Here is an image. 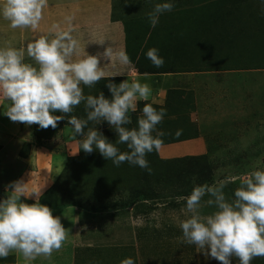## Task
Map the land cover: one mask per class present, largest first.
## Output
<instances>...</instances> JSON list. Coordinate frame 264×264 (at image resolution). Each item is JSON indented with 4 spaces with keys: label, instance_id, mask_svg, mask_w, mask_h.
Returning a JSON list of instances; mask_svg holds the SVG:
<instances>
[{
    "label": "clouds",
    "instance_id": "9594fccd",
    "mask_svg": "<svg viewBox=\"0 0 264 264\" xmlns=\"http://www.w3.org/2000/svg\"><path fill=\"white\" fill-rule=\"evenodd\" d=\"M261 2L264 5V0ZM47 7L48 0H4L0 17L12 29L36 31ZM174 7L171 2L155 4L147 14L150 25L156 27L160 15L171 12ZM66 20L67 30L59 24L51 26V39L43 35L27 43L26 48L13 47L10 42L0 47V97L9 102L3 114L12 122L55 129L58 122L83 102L87 118L73 115L67 119L72 138L82 137L80 149L88 154L98 150L117 167L127 162L151 174L146 156L154 150L159 152L163 145L161 137L165 133L158 131L157 126L167 115L166 109L157 111L146 103L137 127L130 129L127 127L132 123L130 113L137 111L138 101H148L152 94L148 83L131 79L117 84L109 80L106 87L111 93L110 99L102 91L98 96H86L81 85L93 88L108 76L105 67L100 66L101 58L110 60V65L114 62L128 65L131 60L125 51L113 47L89 55L73 35V17ZM26 56L34 63L25 62ZM146 56L155 67H163L165 61L159 49H149ZM56 112L63 115H54ZM89 122H107L118 139L110 142L97 128L88 127ZM182 131L177 130L175 136L178 138ZM117 145H126L128 150L121 151ZM230 182H233L231 177L213 185H196L190 195L179 198L186 201V209L182 211L190 214L179 225L181 240L202 249L206 258L219 264H233V257L239 264H251L254 258H264V170L242 175L231 201L224 192ZM7 189L6 198L0 201V259L15 252L23 257L25 264L40 257L50 260L53 252L59 251L67 240L68 231L60 217H55L47 205L40 203L39 193H32L35 203L22 202V197L32 195L26 194L27 184L23 181H14ZM206 195L211 197L206 204L216 209L209 215L200 211ZM120 264H135V261L128 257Z\"/></svg>",
    "mask_w": 264,
    "mask_h": 264
},
{
    "label": "crops",
    "instance_id": "0c3cea01",
    "mask_svg": "<svg viewBox=\"0 0 264 264\" xmlns=\"http://www.w3.org/2000/svg\"><path fill=\"white\" fill-rule=\"evenodd\" d=\"M164 2L174 3L175 7L171 12L160 15L158 24L153 28L147 14L155 4ZM260 2L261 0H212L210 5V0H147V6L153 4L147 13V10L143 13L142 1L140 12L131 14L127 11L129 14H124V11H119L121 0H48L39 28L36 31L11 29L13 38L9 42L13 47L26 48L27 43L40 36L51 35L49 29L53 24H59L67 30L66 18L73 17V35L80 40L89 55H97L108 47H113L125 51L130 57L131 63L128 65L115 62L110 65V60L101 58L100 66L105 67L108 73L102 81L139 79L141 83H148L152 88L151 96L162 97L148 101L156 106L157 111L166 109L167 115L176 110L183 111L185 116L182 127L188 122V127L196 128L191 131V135H185L183 131L179 139L174 137L171 143H178L185 148L191 143L192 155L206 156L209 148L203 143L212 138L213 128L225 125L234 136L249 116V110L244 105L239 106L237 100L244 91L243 86L251 82L248 80L249 75H262L260 81L252 82L253 85L264 83V67L256 66L257 63H264V51L261 52L262 58L258 60L264 47V32L260 31L264 26V17L258 9ZM2 21L0 32L4 33L9 23L6 25ZM237 32L240 34H236ZM7 40L0 36V47H4ZM101 42L103 44H99ZM135 48L139 52L133 56L129 51ZM151 48L159 49V55L165 61L163 67H151V61L147 62L144 50L147 53ZM25 62L34 63L27 56ZM245 75H248L246 79ZM168 91L169 94L176 95L170 101L168 98L166 100ZM197 92H203L204 95L207 93L209 101L201 103ZM211 96L218 97L219 100L213 103ZM242 98L245 99L246 96ZM139 103H142L143 108V101ZM8 105L9 102L0 97V201L6 198L7 186L14 181L27 184L26 194H44L46 188L53 186L48 177H52L54 167L58 168L56 160H62L65 165L70 158L78 157L81 150L80 147H75L70 155L64 153L66 150L54 151L51 145L56 141L55 138L43 140L48 145L42 146L43 142L40 144L35 132L36 125L12 122L3 114ZM169 121L171 135L181 130L180 124L176 123L178 119ZM173 125L179 129L175 130ZM77 139L72 143L78 147L82 137L77 136ZM183 156L186 155L180 154L177 157ZM216 157L211 156L209 159ZM21 199L28 204L36 202L35 194ZM47 206L55 217H60L62 225L68 231L67 240L59 251L53 252L50 260L40 257L28 264H69L70 258L65 253L74 259L79 254L76 244L88 239L90 232L84 231L85 226H79L80 214L74 211L75 206L71 209L65 207L67 210L64 213ZM68 225L73 230H68ZM75 229H79L81 235H73ZM96 230L98 229H92ZM0 264H25V261L22 256L13 252L6 259H0Z\"/></svg>",
    "mask_w": 264,
    "mask_h": 264
},
{
    "label": "rangeland",
    "instance_id": "374dc122",
    "mask_svg": "<svg viewBox=\"0 0 264 264\" xmlns=\"http://www.w3.org/2000/svg\"><path fill=\"white\" fill-rule=\"evenodd\" d=\"M142 1L143 13L145 10L147 13L153 6V4L147 6V0H121L122 6L120 4L119 11H124V14L127 11L131 14L140 12ZM3 2L4 0L1 3ZM211 2L212 0L210 5ZM115 4H117L116 1ZM262 8L264 5L260 2L258 9L264 17ZM3 21L5 24L9 23L4 19ZM11 29L8 25L4 33L0 32V36L8 39V42L13 38ZM260 31L264 32V26L260 28ZM49 38H52V34ZM262 49H260L258 60L262 58L261 52L264 51V47ZM144 51L146 55V49ZM129 52L136 56L139 49H130ZM149 65L154 66L150 63ZM256 66L264 67V63H257ZM247 76L245 75V79ZM260 77L262 75H249L248 80L251 82L243 86L244 91L237 99L239 103L236 100L239 106L244 105L249 110V116L242 122L239 131L233 136L232 131H228L225 125L213 128L212 138L203 143L209 148L206 156L192 155L193 144L191 143L187 146L188 149L178 143H171V139L176 136L170 134L172 131L169 129L171 127L169 120L178 119L176 123L180 124L179 127L185 131H182L185 135L188 133L191 135V131L196 129L188 127L190 125L188 122L182 127V119L185 115L183 111L176 110L166 115L163 122L157 126V130L165 135L161 137L163 145L160 151L154 150L146 156L152 170L151 174L147 169L127 162L117 167L111 160L105 159L98 150H94L91 154L80 150V155L70 158L65 165L62 160H56L58 168L54 167L52 177L51 175L48 177L53 188H46L45 193L40 194V203L50 205L54 210L63 213L67 210L65 207L68 206L71 209L75 206L74 211L80 214L79 226H85L84 231L90 232V235H87L88 239L76 244L79 254L74 259L65 253L70 258L69 264H120L128 257H131L135 264H219L214 259L206 258L202 249L182 242L183 234L179 225L190 214L186 210L182 211L186 209V201L179 198L190 195L193 187L199 185L200 181L209 180L206 179L208 165L212 167V175H209L212 176V180L203 182L201 185H213L220 180L233 178V182L228 183L224 188L229 201L234 199V192L239 187V178L242 175L254 170H264V83L252 84L253 81H260ZM109 80L117 84L121 82L119 79H106L101 80L93 88L81 85L84 94L98 96L102 91L106 98L110 99L111 93L106 87ZM202 93L197 92V96L200 95L198 100L201 103L205 100L209 101L207 99L210 96ZM244 96H246L245 99L242 98ZM175 97L176 95L169 94V91L166 94V100L170 101ZM156 98L162 97L150 96L148 101H154ZM211 98L214 100L213 103L219 100L218 97L211 96ZM148 101H143V107L149 103ZM137 107V110L141 111L142 103L138 101ZM54 115L63 114L56 112ZM73 115L81 119L87 118L83 102L68 114L52 133L51 138H55L56 141L53 142L54 144L51 142L50 145L52 144L54 151L66 150L64 153L70 155L75 147L79 149L80 143L78 147L72 143L78 139L72 138V129L67 123V119ZM130 116L132 123L127 127L131 129L137 127V119L140 116L136 114H130ZM88 127L97 128L112 143L118 139L116 132L107 122H89ZM173 127L176 126L173 125ZM176 129L179 128L176 127ZM37 130L40 133L46 132V129H41L39 125H36L35 132ZM43 140L45 139L38 137L40 144ZM44 144L47 143L43 142L41 145ZM117 146L121 151L128 150L126 145ZM171 147L176 150L174 151ZM180 154L186 156L177 157ZM211 156L217 157L209 159ZM205 159H207L205 167L198 175L195 172L196 161L203 160L202 164H204ZM210 198L207 195L203 198L200 211L204 215L216 211L214 206L206 204ZM95 228L98 230L92 231ZM70 229L73 230L71 225H68V230ZM72 233L81 235L79 229H75ZM233 264H239L235 257H233ZM251 264H264V258H254Z\"/></svg>",
    "mask_w": 264,
    "mask_h": 264
},
{
    "label": "trees",
    "instance_id": "16d2710c",
    "mask_svg": "<svg viewBox=\"0 0 264 264\" xmlns=\"http://www.w3.org/2000/svg\"><path fill=\"white\" fill-rule=\"evenodd\" d=\"M109 95H110V93H109ZM139 112V113H138ZM130 114H136V115H138V116H140L139 114H140V111L139 110H137L136 112H134V113H130ZM58 127V126H57ZM56 129V128H55ZM55 129H53V128H51V127H49L48 129H46V132L45 133H40L38 130L36 131V134H37V136L39 137V139H50L51 137H52V133L55 131ZM44 136V137H42V136ZM202 161L203 160H197L196 162V165H195V168H196V173L199 175V172H201V169H203L204 167H205V164H206V161H207V159H205L204 161H205V163L204 164H202ZM212 167L210 166V165H208V166H206V170H207V175H206V173H205V175H206V179L208 178L209 180H206V181H200V183H199V185H201V183H203V182H208V181H211L212 180V176L210 177L209 175H212V169H211Z\"/></svg>",
    "mask_w": 264,
    "mask_h": 264
}]
</instances>
